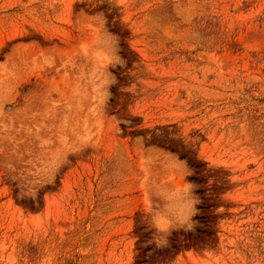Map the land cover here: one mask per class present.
Instances as JSON below:
<instances>
[{
    "label": "rangeland",
    "instance_id": "rangeland-1",
    "mask_svg": "<svg viewBox=\"0 0 264 264\" xmlns=\"http://www.w3.org/2000/svg\"><path fill=\"white\" fill-rule=\"evenodd\" d=\"M0 264H264V0H0Z\"/></svg>",
    "mask_w": 264,
    "mask_h": 264
},
{
    "label": "clouds",
    "instance_id": "clouds-1",
    "mask_svg": "<svg viewBox=\"0 0 264 264\" xmlns=\"http://www.w3.org/2000/svg\"><path fill=\"white\" fill-rule=\"evenodd\" d=\"M195 186L193 185V188H194ZM195 203H198V200H195L194 199V201H193V207H195Z\"/></svg>",
    "mask_w": 264,
    "mask_h": 264
}]
</instances>
